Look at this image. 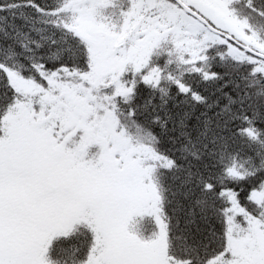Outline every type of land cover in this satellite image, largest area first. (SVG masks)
Wrapping results in <instances>:
<instances>
[{"label": "snow or ice", "instance_id": "snow-or-ice-1", "mask_svg": "<svg viewBox=\"0 0 264 264\" xmlns=\"http://www.w3.org/2000/svg\"><path fill=\"white\" fill-rule=\"evenodd\" d=\"M0 264H264V0H0Z\"/></svg>", "mask_w": 264, "mask_h": 264}]
</instances>
